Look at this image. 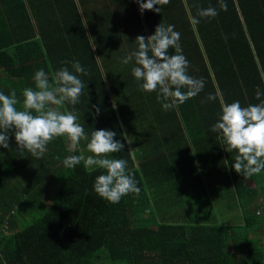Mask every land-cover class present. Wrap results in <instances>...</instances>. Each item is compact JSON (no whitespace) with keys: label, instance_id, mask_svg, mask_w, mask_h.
Listing matches in <instances>:
<instances>
[{"label":"trees","instance_id":"obj_1","mask_svg":"<svg viewBox=\"0 0 264 264\" xmlns=\"http://www.w3.org/2000/svg\"><path fill=\"white\" fill-rule=\"evenodd\" d=\"M93 1L79 0L95 32V50L80 17L71 25L72 0H0V91L15 89L19 96L34 87L35 71L43 68L51 79L60 67L71 70L63 61H79L88 75L77 74L85 83L75 106L78 122L89 133H116L124 148L110 156L128 161L140 194L110 203L92 189L103 170L83 163L65 168L66 156L91 154L83 141L70 153L69 141L57 137L35 158L19 151L9 133V147L0 146V264H264V195L248 184L257 174L235 172L230 158L237 153L226 152L210 130L221 100L247 106L259 103L257 87L264 92V0H226L227 11L218 0H170L154 5L159 13L142 14L136 0ZM209 6L217 16L191 23L198 7ZM159 23L174 25L188 74L205 80L202 92L168 111L156 92L139 89L134 61L120 62L136 48L135 37L153 34ZM209 93L217 99L208 101ZM182 154H197L204 172L229 179L245 196L239 224L196 222L189 204L180 205L165 189L156 192L160 182L175 178L173 169L199 179L201 168L193 159L182 164ZM223 164L229 172L211 171Z\"/></svg>","mask_w":264,"mask_h":264},{"label":"clouds","instance_id":"obj_2","mask_svg":"<svg viewBox=\"0 0 264 264\" xmlns=\"http://www.w3.org/2000/svg\"><path fill=\"white\" fill-rule=\"evenodd\" d=\"M170 0H136L141 14L145 10L159 13L160 7ZM220 10L227 11L226 0H218ZM218 15L216 7L197 8L191 23L198 24L200 18H214ZM86 26V25H85ZM180 33L174 25L159 23L154 33L135 37L136 48L121 58L123 65L134 61L131 74L138 82L141 91L156 92V100L163 110L168 111L187 100L196 97L205 87L203 78L188 74L189 61L183 55L179 43ZM174 49L169 55L168 49ZM64 66L49 74L43 69L35 71L32 79L34 87H25L17 95L15 89L8 94L0 91V146L9 147V133L14 137L19 151H26L32 157L42 158L47 145L57 137H65L68 151L76 152L81 141L85 142V156H66L62 164L74 169L83 163L89 170L101 169L94 179L92 189L102 199L118 203L129 194H140L138 181L133 173L127 171L128 161L112 158L110 154L119 153L124 148L120 140L114 139L116 133L108 129L86 132L78 122L75 106L81 102L85 83L79 75H88L79 61H63ZM264 92L257 87L256 104L241 106L238 100L231 103L220 101L217 120L211 132L218 133L222 147L228 153L235 151L231 168L243 177H251L264 170ZM217 99V94L209 93L208 101ZM72 106L71 111L61 110L64 105ZM19 105V107H18ZM125 140L128 136L121 133ZM129 141V140H128ZM130 143V141H129ZM2 155V154H0Z\"/></svg>","mask_w":264,"mask_h":264},{"label":"rangeland","instance_id":"obj_3","mask_svg":"<svg viewBox=\"0 0 264 264\" xmlns=\"http://www.w3.org/2000/svg\"><path fill=\"white\" fill-rule=\"evenodd\" d=\"M92 5L94 7V1ZM70 16L71 25L77 24V19L80 17V20H82V27L85 29L92 43V47L95 50V32L91 29L87 19L85 23L84 6L80 4L79 0H72ZM101 56L105 59L106 54L103 55L101 53ZM136 157V159H144L145 154H136ZM191 159L201 168L199 179L190 180L189 178L191 176H186L184 173L180 174L177 170L173 169V176L175 178L167 182H160L158 187L162 188L156 192H162V190L165 189L166 192L170 194L169 196L174 201H178L180 205L186 206V203L189 204L191 207V214L196 222L204 221L206 223L239 224L241 216L244 213L243 204L241 202L243 199H241V197L240 199L236 198L237 194L232 183L223 189V185L229 180L219 181L217 178L212 177L210 173L204 172V166L199 164L200 157H198L197 154H182L180 162L183 164L184 161H191ZM174 180L178 182L177 187ZM150 188L154 187L152 186ZM151 191L154 192V190ZM170 206L174 207V204Z\"/></svg>","mask_w":264,"mask_h":264},{"label":"crops","instance_id":"obj_4","mask_svg":"<svg viewBox=\"0 0 264 264\" xmlns=\"http://www.w3.org/2000/svg\"><path fill=\"white\" fill-rule=\"evenodd\" d=\"M235 155L236 154H231V161H233L234 162V157H235ZM224 162L226 163V161H225V155H224ZM213 164V163H212ZM211 164V165H212ZM227 164V163H226ZM226 164H223V166L225 167V168H223L222 170H216V166H215V170H211V171H214V172H221V173H224V169H225V172H229V169H228V167H226ZM230 165V164H229ZM213 166H214V164H213ZM212 168H214V167H212ZM222 168V167H221ZM214 172H211V173H214ZM258 175H260V174H257L255 177H254V179H248V184H249V188H256L257 187V185L259 186V190H260V194L259 195H261V196H263L264 195V180H263V177H264V175H263V177H258ZM229 180V179H228ZM232 182L229 180V184H231ZM151 191V190H150ZM154 192H155V190H154ZM245 197V196H244ZM244 197H242L243 199H244ZM236 198L237 199H240V197L238 196V195H236ZM241 198V199H242Z\"/></svg>","mask_w":264,"mask_h":264}]
</instances>
